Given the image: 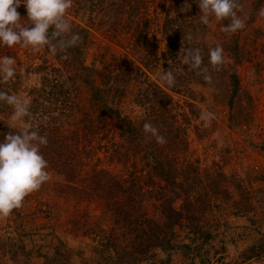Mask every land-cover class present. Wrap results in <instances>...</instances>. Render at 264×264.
Instances as JSON below:
<instances>
[{
    "label": "trees",
    "instance_id": "16d2710c",
    "mask_svg": "<svg viewBox=\"0 0 264 264\" xmlns=\"http://www.w3.org/2000/svg\"><path fill=\"white\" fill-rule=\"evenodd\" d=\"M73 2L74 12L82 18L68 19L81 38L77 46L57 55L46 48L38 53L23 51L29 57L25 59L29 72L39 76L38 84L27 91L32 115L23 122L47 137L41 153L48 166L65 178L77 169L76 177L83 174L75 181L81 184L78 190L94 194L109 215L107 229L96 224L87 229L92 234L91 251L122 258L113 264H134L125 258H138L136 264H168L176 252L197 258V264L207 263L206 246L217 226H222L220 218L244 216L256 226L264 221V198L238 175L226 176L215 165L202 168L186 157L188 122L171 105L166 89L188 96L192 85L221 86L231 109L240 94L237 67L247 62L240 55L241 46L255 41L247 36L256 31L253 23L262 0H240L243 10L238 15L246 26L231 36L221 31L228 20L217 22L214 32L202 24L194 0ZM185 3L191 5L189 11H183ZM17 11L26 19L23 4ZM92 28L137 60L113 53L107 45L90 51ZM189 34L191 40L186 39ZM182 44L200 50L202 66H208L212 77L210 84L178 55ZM217 45L223 47L225 58L218 71L208 63L209 50ZM16 46H0V57L15 56ZM149 70L160 76L170 70L175 86L163 83V88L157 78L149 80L145 74ZM20 81L16 74L10 81L13 90L4 84L0 91L16 93ZM12 110L0 102V115ZM146 122L159 129L166 144L146 139ZM21 131L0 122V138ZM87 148L93 156L101 153L120 165L121 174L99 167L98 157V164L83 173ZM254 231L260 244L264 234ZM254 246L244 250L242 258L257 256Z\"/></svg>",
    "mask_w": 264,
    "mask_h": 264
},
{
    "label": "rangeland",
    "instance_id": "374dc122",
    "mask_svg": "<svg viewBox=\"0 0 264 264\" xmlns=\"http://www.w3.org/2000/svg\"><path fill=\"white\" fill-rule=\"evenodd\" d=\"M75 5L66 12V18L80 21L82 18L74 12ZM200 13V9H197ZM264 0L254 19L255 32L247 36L254 40L241 46L240 55L247 59L237 67L239 78V96L233 99L231 109L226 98L220 93L221 86L206 88L192 85L189 98L187 94H176L166 89L170 103L188 122L186 126V157L202 168L213 165L226 175H238L249 182L258 197L264 198ZM201 14V13H200ZM21 16V15H20ZM23 20V17L21 16ZM82 24H86L82 20ZM215 18L207 24L211 32L216 30ZM92 49L98 45H107L113 53L122 54L128 59L137 60L128 52L109 44L106 38L94 28L90 30ZM253 36V37H252ZM257 38V39H256ZM239 45L242 40H239ZM25 49L16 46L14 57L16 74L20 77L19 86L14 87L20 98H27V91L38 84L39 76L29 72V58L23 55ZM247 51V52H246ZM247 53V54H246ZM149 80L156 78L163 86L164 82L156 70L145 73ZM4 85V84H0ZM6 87L13 90L11 82ZM163 88H165L163 86ZM202 112L213 114L210 124L200 119ZM9 115H0V122L15 130H23L24 122L12 120ZM230 119V120H229ZM3 138H0V142ZM85 160L83 173L88 172L100 159L99 167L120 175V165L107 156L90 152ZM50 180L23 201V206L13 210L12 214L0 219V264H113L122 258H105L101 252L91 251V229L96 225L107 229L109 215L95 198L94 194L75 183L83 174L76 177L77 169L70 171L65 178L56 168L48 166ZM84 186V184H82ZM249 218V215H247ZM222 226H217V234L207 243L209 258L205 264H264V240L256 231L264 234V221L256 226L250 225L244 216H225L220 218ZM84 224V225H83ZM94 224H96L94 226ZM94 226V227H93ZM255 245L253 251L259 254L253 258H242V252ZM135 263L138 258H125ZM197 258L182 256L180 252L171 255L168 264H197Z\"/></svg>",
    "mask_w": 264,
    "mask_h": 264
},
{
    "label": "clouds",
    "instance_id": "9594fccd",
    "mask_svg": "<svg viewBox=\"0 0 264 264\" xmlns=\"http://www.w3.org/2000/svg\"><path fill=\"white\" fill-rule=\"evenodd\" d=\"M194 2L200 9L202 24L207 25L213 17L217 22L228 20L230 22L221 31L229 36L246 26L245 20L238 15L243 10L240 0ZM21 4L25 6L27 13L23 20L17 11ZM72 5L73 0H0V46L12 48L19 45L37 53L46 48L52 55L65 54L69 48L77 46L81 39L78 33L72 31L70 21L66 19V12ZM190 9L191 5L185 3L183 11ZM186 39L191 40V34ZM223 52L220 45L209 50L208 63L213 70H220L224 64ZM178 55L191 70L202 75L205 82H212L208 66H202L203 57L199 49L182 44ZM15 64L14 57H0V84H8L15 79ZM160 79L168 87L175 86L176 78L170 70L165 71ZM0 102L13 109L14 122L31 118L30 99L0 91ZM213 118V114L209 112H202L200 116L206 124H210ZM143 132L146 139L154 138L160 145L167 143L166 138L152 123H144ZM47 144V137L32 130L28 123L24 124L21 132L8 133L0 142V219L9 217L13 210L21 208L26 196L38 191L50 180V174L46 170L48 162L41 153V148Z\"/></svg>",
    "mask_w": 264,
    "mask_h": 264
}]
</instances>
